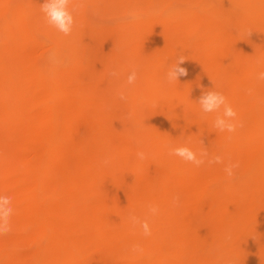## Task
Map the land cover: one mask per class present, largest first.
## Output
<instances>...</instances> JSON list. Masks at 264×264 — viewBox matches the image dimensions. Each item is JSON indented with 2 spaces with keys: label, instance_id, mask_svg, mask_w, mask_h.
<instances>
[{
  "label": "bare ground",
  "instance_id": "6f19581e",
  "mask_svg": "<svg viewBox=\"0 0 264 264\" xmlns=\"http://www.w3.org/2000/svg\"><path fill=\"white\" fill-rule=\"evenodd\" d=\"M42 3L0 0V193L19 232L0 236V264H227V251L231 264H264V0H73L69 36ZM90 8L133 16L107 24ZM181 55L187 75L169 83ZM207 90L244 121L230 139L200 111ZM181 144L240 167L228 179L224 164L169 155ZM150 203L144 237L128 215Z\"/></svg>",
  "mask_w": 264,
  "mask_h": 264
},
{
  "label": "clouds",
  "instance_id": "9594fccd",
  "mask_svg": "<svg viewBox=\"0 0 264 264\" xmlns=\"http://www.w3.org/2000/svg\"><path fill=\"white\" fill-rule=\"evenodd\" d=\"M40 11L46 23L55 29L56 32L64 36L71 35L75 25L73 0H43V3L40 4ZM184 61L185 57L181 55L170 65L166 73V80L169 83L178 81L179 77L187 75V69L182 66ZM258 64H264V58L258 60ZM110 75L114 78H118L119 72L117 69H113ZM137 77L138 68L133 67L127 75L126 84L134 85ZM255 79L258 82H264V70H258L255 74ZM245 91L247 94L251 95L253 90L246 89ZM118 96L120 100L126 101V89H121L118 92ZM198 104L203 114L215 113L212 126L221 133L229 134L227 137L228 139L231 138V134L236 133L238 129L244 127V121L239 117L237 110L228 101L227 96L223 92L217 90L204 91L198 100ZM136 155L140 160L146 159V153L144 151H138ZM169 155L179 157L182 161L193 164L196 167L203 165L205 162L208 164H224L223 170L228 179H231L235 175V170L240 167L239 161L229 160L227 163H224V158L221 155L210 156L206 149L195 151L187 144L170 147ZM110 162V157H106L102 161L105 166L109 165ZM172 203L174 206H179V196L173 197ZM158 212L159 206L150 203L147 205V213L143 219L134 212H129L128 221L131 226H138L144 237H150L152 231L149 217L155 216ZM13 215V197L0 193V236L7 235L12 231L11 221ZM130 251L137 255L144 254V249L140 244L132 245Z\"/></svg>",
  "mask_w": 264,
  "mask_h": 264
},
{
  "label": "rangeland",
  "instance_id": "374dc122",
  "mask_svg": "<svg viewBox=\"0 0 264 264\" xmlns=\"http://www.w3.org/2000/svg\"><path fill=\"white\" fill-rule=\"evenodd\" d=\"M88 14L93 19L100 21V22H103V23H107V24L118 22V21L130 20L133 16L132 12L128 8L114 9L112 11H106V12H101V11H97V10L90 8L88 10ZM48 50H49V46H46L44 48V51H43V52L46 51V53L38 54L37 58L40 60V62L46 63L48 61V59L51 58V54L48 52ZM64 59H65L64 57L60 60H57L55 58L54 62L57 63L58 65H62L65 62ZM18 235H19V232L16 230H12L9 234H7V236H10L13 238H17ZM20 250L26 251L27 248L21 247ZM226 253L230 254V256L227 254L228 257L230 258V260L226 261V263L231 264L235 260V257L232 256L234 254L230 253L229 251H227Z\"/></svg>",
  "mask_w": 264,
  "mask_h": 264
}]
</instances>
